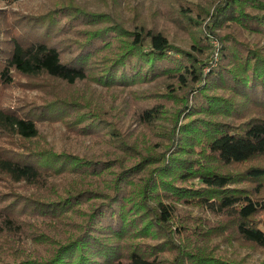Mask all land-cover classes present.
<instances>
[{
    "label": "trees",
    "instance_id": "16d2710c",
    "mask_svg": "<svg viewBox=\"0 0 264 264\" xmlns=\"http://www.w3.org/2000/svg\"><path fill=\"white\" fill-rule=\"evenodd\" d=\"M57 12L0 44V82L50 93L0 104V141L17 138L0 180L41 188L0 193V247L47 248L0 264H264V0H160L154 19L77 28L70 51ZM43 124L61 130L35 150Z\"/></svg>",
    "mask_w": 264,
    "mask_h": 264
},
{
    "label": "rangeland",
    "instance_id": "374dc122",
    "mask_svg": "<svg viewBox=\"0 0 264 264\" xmlns=\"http://www.w3.org/2000/svg\"><path fill=\"white\" fill-rule=\"evenodd\" d=\"M160 0H22L19 3H15L12 5L0 3V44L3 50H11V43L9 39L14 34L6 31L7 28H12L13 23L20 22L21 20H25L27 15L30 14H38L40 11H43L45 14H52L53 12H57L59 16L57 21L63 22L64 29H66L65 33H62L57 40H62L58 45L67 46L66 50L70 51L71 41L78 36L77 28L79 30H97L102 28L103 26H109L113 23V20L118 18L121 22L124 20L138 19L143 15L148 14L152 11L150 15V19H154V11L157 6H159ZM96 14L99 16L101 20L99 21H83V16H88L87 13ZM100 14V15H97ZM160 16L159 13L156 14ZM37 16V15H36ZM89 17V16H88ZM19 18V19H18ZM89 19H91L89 17ZM160 20V18H158ZM19 20V21H18ZM90 32V31H87ZM171 36L173 38V42L179 45H183L187 47L191 41V39H185L184 36H181V32H178L174 29L171 30ZM71 38L68 43L67 40ZM118 40L120 37L113 35L108 40ZM107 40V39H106ZM216 40V39H215ZM68 43V44H67ZM212 43L216 45V41L212 39ZM105 51H97V55L93 62L96 65L102 64V58L104 57ZM13 77V82L11 84L0 82V104L8 105V106H25V105H33L38 102L44 101L49 97V91L43 92L42 89L32 86L35 83V80L32 81L29 78L21 76L14 70L10 73ZM40 82V81H39ZM55 91L54 87H52ZM61 91L68 92L69 89L64 90V86L61 88ZM41 127V135L38 140L34 142H30L31 147L35 150H48L50 147L47 145V141L57 134L61 129L58 124H43ZM57 129V130H56ZM5 137L1 144L8 147H12L15 142H17V138H8ZM39 186H29L25 184L16 185L9 182L5 177H2L0 180V193L8 190H15L24 195L39 197ZM50 190V189H48ZM51 191V190H50ZM4 197H0V201H2ZM40 198V197H39ZM45 199V198H41ZM69 220V219H67ZM34 221L36 224L40 225L42 222V218L34 217ZM43 224V223H42ZM58 228H61L60 224H57ZM37 229L41 230L39 227ZM2 248H4L2 250ZM225 248V247H224ZM47 248L43 246L42 243L35 244L33 239L28 240V242H24L19 244L13 250H10V247L7 246V243L1 245L0 252H11V255L16 253L14 256L7 257H17L22 255H35L37 253L42 254ZM264 250L257 253V255L261 258L264 257Z\"/></svg>",
    "mask_w": 264,
    "mask_h": 264
}]
</instances>
